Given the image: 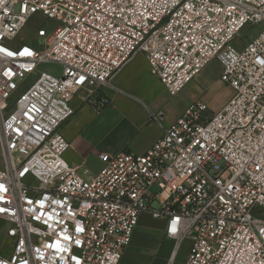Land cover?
I'll return each instance as SVG.
<instances>
[{
  "label": "built area",
  "instance_id": "obj_1",
  "mask_svg": "<svg viewBox=\"0 0 264 264\" xmlns=\"http://www.w3.org/2000/svg\"><path fill=\"white\" fill-rule=\"evenodd\" d=\"M37 17L56 23L47 36L37 21L44 52L16 42ZM138 53L171 97L211 61L233 94L214 114L195 101L143 155L101 154L102 170L81 175L59 132L71 103L86 92L102 110L100 91ZM42 64L61 74L38 73L9 111L16 81ZM254 207L264 209V0H0V264H123L143 214L163 221L169 264L185 239L184 264H264Z\"/></svg>",
  "mask_w": 264,
  "mask_h": 264
},
{
  "label": "crops",
  "instance_id": "obj_2",
  "mask_svg": "<svg viewBox=\"0 0 264 264\" xmlns=\"http://www.w3.org/2000/svg\"><path fill=\"white\" fill-rule=\"evenodd\" d=\"M138 55L141 56L140 64L135 62ZM151 84L157 85V92L150 87ZM161 93L165 94L161 83L149 73L146 61L139 53L118 71L109 87L100 91L99 94L108 100V104L99 112L92 109L95 97L88 96L86 92L78 93L71 103L75 114L59 131L69 144L64 155L65 161L76 168L79 174L83 175L87 171L89 176L96 175L104 166L99 158L101 154L130 152L143 155L173 122L165 121L162 105L157 104L156 97ZM160 112L163 113L162 122H153L152 115ZM152 227L155 234L148 245L151 253L130 251L134 245L136 249L139 246L140 238L136 229L123 256L143 257L147 264H168L170 252H162L160 244L170 242L163 235L164 223L155 220Z\"/></svg>",
  "mask_w": 264,
  "mask_h": 264
},
{
  "label": "rangeland",
  "instance_id": "obj_3",
  "mask_svg": "<svg viewBox=\"0 0 264 264\" xmlns=\"http://www.w3.org/2000/svg\"><path fill=\"white\" fill-rule=\"evenodd\" d=\"M37 21L40 23L42 29L46 32L47 36L52 32L55 28L56 23L51 20H45L43 18H33L25 28L18 34L17 36V43H28L31 44L36 50L40 52H44L48 45L46 43L45 38H38L36 36V24ZM263 25L257 26H247L243 32H247L244 36V39H249L250 37L255 36L261 29ZM244 41L232 43V47L234 49H240V47L244 46ZM140 54V53H139ZM142 55V54H141ZM143 56V55H142ZM135 62L140 64L141 56H136ZM61 67L55 64H42L38 67L37 73L34 75L27 77L22 82L16 81L17 90L13 93L9 106V111L13 108L18 97L33 83V81L38 76V73H47L49 75L58 77L61 74ZM149 71V68H148ZM150 73V71H149ZM154 77V76H153ZM156 78V77H154ZM157 79V78H156ZM158 80V79H157ZM159 81V80H158ZM164 93L157 95L156 101L157 104L162 105V110L164 112V119L166 122L175 121L182 112L192 103L195 101L203 102L207 107V114H214L217 112L227 98L231 97L233 92L232 90L225 84H223L219 80V70L218 65L215 61H211L203 70L202 72L197 75L191 82H189L177 95L171 97L167 91L164 89L163 85L161 84ZM153 90L156 92L158 91V87L155 84H151ZM172 122V123H173ZM103 168V167H102ZM102 168L97 172V174L102 170ZM256 216L261 217L264 219V209L254 207L253 209ZM144 215V214H143ZM155 220H152L150 216H143L139 218V222L137 224L138 229V238L139 239V246L137 249L135 245L133 249L130 251L138 252V253H151V250L148 248V245L152 242V238L154 237L155 231L153 229V224ZM148 225V227L146 226ZM134 230V231H135ZM134 233V232H133ZM133 237V235H132ZM4 241L3 237L0 238V245ZM170 241V240H168ZM132 242V239H131ZM138 243V242H137ZM136 243V244H137ZM161 244L162 252L168 253L171 252L174 248V243L170 242H163ZM191 241L189 239H185L182 241L178 251L176 252L174 259L171 264H184ZM150 250V251H148ZM5 256L9 255V251L5 250L3 253ZM170 260V257H169ZM123 264H147L145 258L132 257L125 255L122 259ZM154 264H160V262H156ZM169 264V263H168Z\"/></svg>",
  "mask_w": 264,
  "mask_h": 264
}]
</instances>
